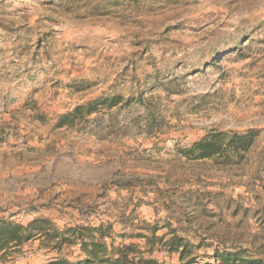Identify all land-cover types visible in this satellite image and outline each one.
Masks as SVG:
<instances>
[{
	"label": "rangeland",
	"instance_id": "obj_1",
	"mask_svg": "<svg viewBox=\"0 0 264 264\" xmlns=\"http://www.w3.org/2000/svg\"><path fill=\"white\" fill-rule=\"evenodd\" d=\"M111 95L121 102L58 126ZM248 131L231 162L182 153ZM37 219L58 238L0 264L81 260L74 226L107 253L150 239L145 257L163 263L157 239L172 232L197 264L213 262L211 237L264 252V0H0V222Z\"/></svg>",
	"mask_w": 264,
	"mask_h": 264
},
{
	"label": "trees",
	"instance_id": "obj_2",
	"mask_svg": "<svg viewBox=\"0 0 264 264\" xmlns=\"http://www.w3.org/2000/svg\"><path fill=\"white\" fill-rule=\"evenodd\" d=\"M121 102V96H101L92 99L91 101L76 106L71 113L64 114L59 117L58 126L69 122L72 124L76 118L85 120L88 116L96 113L100 108H111ZM128 101H125L127 103ZM253 131H248L244 134H224L222 132H212L199 141L193 142L189 147L185 148L182 153L188 160H206L209 158H221L223 162H231L236 158H241L252 143L254 137ZM48 222L42 219H37L29 222L27 225L11 222H0V255H4L12 249L22 247L26 242L39 237L49 239L58 238L59 231L52 229L49 234ZM72 236H75L81 246L83 258L75 263H66L65 261H56L52 264H164L157 259L145 257L152 253L154 242L147 240L148 250L143 252L135 244H124L117 247H112L110 253H107V246L102 241L101 234L98 239H95L91 234V229L84 226H74L66 229ZM86 232L89 241L84 242ZM154 237L152 232L151 238ZM66 242L67 239H62ZM163 237L157 239V242L170 254H177L178 260L176 263L170 264H197L198 256L192 252L193 245L183 237L171 233L169 239L164 240ZM69 242V241H68ZM245 250L231 246L215 245L213 247L212 263L205 264H264L261 259L248 260L244 257Z\"/></svg>",
	"mask_w": 264,
	"mask_h": 264
},
{
	"label": "crops",
	"instance_id": "obj_3",
	"mask_svg": "<svg viewBox=\"0 0 264 264\" xmlns=\"http://www.w3.org/2000/svg\"><path fill=\"white\" fill-rule=\"evenodd\" d=\"M140 212L142 213V218L144 220H146V219L148 220L151 217L150 216L151 215V209L149 207H144L143 206L142 208H140ZM207 241L211 242V251H213V247L215 245H220V246L223 245V246H226V247L231 246V244L233 245L232 241L223 243L220 239H217L216 237L215 238L211 237ZM250 245H251V243H244V244L241 243L242 249L246 250L245 254H244V257L246 259L250 258V260H253V259H261V260H263L262 257H264V252L262 250L258 251L255 248V251L253 253L252 252V248L250 249ZM207 254L210 255L211 253L207 252ZM146 257L154 258L153 256H146ZM198 258H201V257L199 256ZM177 260H178V255L175 256V255L171 254L164 260V263L165 262H167L165 264L176 263ZM263 263H264V261H263Z\"/></svg>",
	"mask_w": 264,
	"mask_h": 264
}]
</instances>
